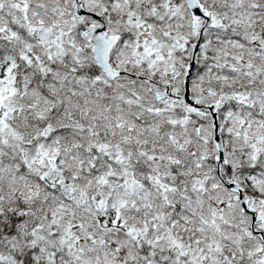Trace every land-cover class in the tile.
<instances>
[{
	"label": "snow or ice",
	"instance_id": "6c2138e0",
	"mask_svg": "<svg viewBox=\"0 0 264 264\" xmlns=\"http://www.w3.org/2000/svg\"><path fill=\"white\" fill-rule=\"evenodd\" d=\"M0 264H264V0H0Z\"/></svg>",
	"mask_w": 264,
	"mask_h": 264
}]
</instances>
